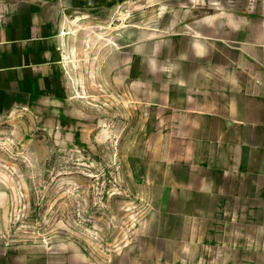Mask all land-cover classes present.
Masks as SVG:
<instances>
[{"label": "rangeland", "instance_id": "1", "mask_svg": "<svg viewBox=\"0 0 264 264\" xmlns=\"http://www.w3.org/2000/svg\"><path fill=\"white\" fill-rule=\"evenodd\" d=\"M158 7L127 3L77 19L63 48L64 91L32 103L0 97V264L210 257L186 242L196 237L176 215L183 205L161 202L165 108L152 102L167 61L145 22L141 42L133 37L138 13L155 18Z\"/></svg>", "mask_w": 264, "mask_h": 264}, {"label": "crops", "instance_id": "2", "mask_svg": "<svg viewBox=\"0 0 264 264\" xmlns=\"http://www.w3.org/2000/svg\"><path fill=\"white\" fill-rule=\"evenodd\" d=\"M144 1L160 12L133 37L145 22L167 61L161 202L183 205L201 264H264V0H0V97L57 98L77 19Z\"/></svg>", "mask_w": 264, "mask_h": 264}]
</instances>
